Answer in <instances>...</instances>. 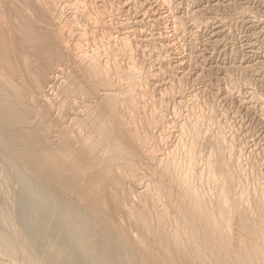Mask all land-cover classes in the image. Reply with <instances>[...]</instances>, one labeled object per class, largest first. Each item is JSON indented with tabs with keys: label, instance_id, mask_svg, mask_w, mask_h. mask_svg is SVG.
Returning <instances> with one entry per match:
<instances>
[{
	"label": "bare ground",
	"instance_id": "1",
	"mask_svg": "<svg viewBox=\"0 0 264 264\" xmlns=\"http://www.w3.org/2000/svg\"><path fill=\"white\" fill-rule=\"evenodd\" d=\"M21 1L26 13L15 11L10 21L12 33L8 30V36L18 37L15 43L19 52L14 51L0 27V264H264V184L259 185L255 171H250V176L245 174L238 163L241 157L232 151L234 142L212 124L215 117L211 113L204 115L194 91L182 90L184 77L176 75L170 86L158 92L150 90L149 84L160 78L151 62L157 64L168 55L162 52L159 59L150 55L164 46L155 39L152 47L140 48L134 42L138 34L130 31L133 21L120 22L119 11L125 17L133 16L131 10H136L135 16L139 14L137 3ZM32 1L40 3V15L52 18L50 23L57 34L43 33L51 31L52 26L34 20ZM172 2L159 0L169 15L166 18L171 15V20L162 18L170 25L171 35L177 37L179 31L180 35L184 33L180 30L183 24L178 21L180 17H173ZM63 6L71 8V19L64 20L66 14L60 17ZM146 20L137 19L136 27L149 25ZM81 23V29L69 28ZM75 37L81 43L74 44ZM32 52L37 54L33 56ZM68 53L76 58L71 61L75 70L88 78V83L78 87L79 94L91 92L93 97L87 96L91 98L88 102L103 103L88 108L87 117L73 116L79 132L76 139L69 137V130L58 127L52 136L41 139L42 134L36 131L43 130L44 125L53 126L52 103L42 95L49 74L34 76L30 70L33 64L38 68L41 56L55 55L60 61L66 60ZM55 65L59 66L58 62ZM143 71H147L145 77ZM28 77L33 80L31 87L22 83ZM55 78L49 75L46 86ZM167 101L173 103L171 109L165 106L169 105ZM184 101L190 105L186 114L179 112L185 121L168 132L166 113L171 119L180 116L176 110ZM66 103L71 106L69 101ZM202 141L207 145L206 156L197 169L198 145ZM157 144L165 152L153 166L168 184L161 183L156 199L153 194L150 198L139 191L141 201L136 205L130 185L137 182L131 179L129 183V175L118 173L117 165L124 160L120 153L127 152L136 159L140 149L143 158L149 160L147 156L152 158L154 150L160 148ZM130 166L128 163L126 168ZM245 180L252 182L250 188L244 185ZM116 190L118 193H114ZM163 199L164 209L155 219L150 208ZM122 218L131 222V229L137 233L135 239L128 229H121Z\"/></svg>",
	"mask_w": 264,
	"mask_h": 264
},
{
	"label": "rangeland",
	"instance_id": "2",
	"mask_svg": "<svg viewBox=\"0 0 264 264\" xmlns=\"http://www.w3.org/2000/svg\"><path fill=\"white\" fill-rule=\"evenodd\" d=\"M15 1H17V4ZM25 1L26 0H23L24 4H25ZM172 1L173 2L171 3V6H172L171 13L173 17L175 18L180 17L178 18V21L182 22L183 26L185 27V28H182L183 26L180 27V30H182L181 32H184L181 34L182 36L179 34L180 31L179 33H176L177 37H179L178 39L174 35H171L173 34L172 29L170 28V25L165 22V20H171V15H170V18H166L169 15L167 14L166 9L161 7V5L159 4V0H155V1L154 0H123V1L121 0V2H123L122 4H127L130 6L134 3H137L135 7L139 8L138 9L139 14L136 16H135L136 10H131L130 13L133 16L128 15L127 17L123 15V11H119V20L121 23H123V21L127 19H129V21L130 20L133 21V24H132L133 28L130 29V25H131L130 22L128 23L129 27L127 28H129L130 31H134V33L138 34L137 41H134L135 44L139 45L140 48H145L147 46L152 47L153 40L156 39L155 41L160 42V44L163 45L164 48H161L162 46H160L161 50L157 51L158 53L153 52L154 54L153 53H149V54L153 55L154 57L158 59L161 58L162 52H165L168 55V56L163 55L165 59L163 61L159 59L157 64H155L154 62H151V64H153L156 67L155 73L159 74L160 78L154 81L153 83L149 84L150 90H153V91L155 90L158 92L160 88L163 89V87L165 88L167 86H170L171 83H173L171 81L172 79H174V76L180 75L184 77L186 79V83L183 84L182 90L184 89L183 91L187 93L188 92L193 93L194 91V93L196 94L198 98V102L200 103V107L203 108L204 115L208 116V114L211 113L215 117V120L214 122H212V124H214V126L222 130L224 132V135H226L229 139H231V143L232 141L234 142L233 143L234 146H232L233 148L232 151L236 157L238 156L241 157L238 163L240 164L239 166L242 168V170H244L245 174L246 175L248 174L250 176V174L253 171H255L254 176H256L259 185H260V182L261 184H264V176H263L264 175V0H182L183 2L181 0H172ZM176 1L177 2L179 1L181 3H178L177 5ZM20 2L22 1L21 0H12V1L11 0H0V13L2 14V16H0V21H1L0 27L4 31L5 35L10 38L11 46L13 47L15 52H19L20 50L15 43L16 41H18V37L8 36V30L9 32H11L10 30L11 22L10 21L14 17L15 11H19L22 14L26 13V11L23 12L22 10L23 6H21ZM174 3H176L177 8H178V9L175 8V11H174V7L176 6ZM54 4L51 3L50 6H55ZM40 7L41 5L39 2L32 1L31 9L33 12L36 13V17L34 18V20H36V22L40 24L42 22L44 23L46 22V24L48 25L50 21H52V18L51 19L48 18L46 14H44V16L40 15V10L42 8ZM62 8L65 9L63 12L65 11L66 12L65 13L62 12V15L60 17H62L63 14L64 15L66 14L67 16H64V17H67V18H65L64 20L71 19V15L73 16V12H71V8H67L65 6H63ZM198 8L199 9L202 8L201 11H199ZM156 11L158 12V14ZM190 15L193 17L194 20H191L192 18ZM159 17L161 19L164 18L165 20L164 19H163L164 21L160 20ZM185 17H188V18H185ZM195 18L199 19V20L197 19L196 20L198 22L200 21L199 22L200 26L196 27L195 23L197 21H195ZM137 19L139 20L147 19L148 21H150V23L149 25H146V27L145 25L144 26L140 25V27H136L135 23L137 22ZM215 19L216 20L219 19V20L216 21ZM82 21L84 24V20ZM151 23L152 24L155 23L156 25L155 24L152 25ZM50 24L55 29V26L52 23ZM83 24L81 23L80 24L81 26L79 27H74L71 25L69 28L71 29V31L78 30L82 28ZM52 27H49L51 31L48 30L47 32V30H43V33L51 32V34H57L56 29L55 30L51 29ZM89 27L91 28L92 25H90ZM115 27H118V26H115ZM118 31L123 32L126 30L122 31L121 29H119ZM40 33H42V31H40ZM192 34H194L195 36L193 37ZM163 36H165L166 38ZM77 38L79 37L74 38L75 40L74 44H76V42L77 44L81 43L80 39H77ZM166 41L169 43H167ZM216 43H217V46H216ZM182 45L185 46L184 49L181 47ZM53 49L56 51L57 48L55 45H53ZM170 49L172 52L170 51ZM65 52L67 53V51ZM36 54H37L36 52H32L33 56H35ZM72 56L73 55H71V53L70 54L68 53L65 56L66 60L58 59L60 61H57V58L55 55H51V54L44 55L40 57L38 68H36L37 64H33V68L36 69L37 71H35L34 69L30 70L31 72H34L33 74L34 76H38L37 73H41V74H49L50 77L52 78L56 77L55 79L50 80V84L47 87L46 84H48L47 83L48 76H49L48 75L46 77L47 79L45 80L46 83L42 87V89H45L44 93L46 92L45 94L43 93L42 95L43 96L46 95V97L52 103V110H51L52 118L50 122L53 123V126L49 127V125H44L42 128L43 130L36 131L37 133L42 134L41 139L52 136L53 133H55L54 129L56 130V127L65 129L67 130V132L69 130V137H71V139H76L77 137H79L78 135L79 132H78V127L74 123L75 119H72L73 116L77 115V116L87 117L88 116L87 111L89 110L88 108H92V106L93 108H96L97 106L103 103V101L101 102L99 101L100 104L96 103L97 105L96 104L93 105V103L91 104L90 102H88L89 99L91 98L87 99V96H90L91 92L86 96L79 94L78 87L88 83V78L83 73L77 72L75 70L74 65L72 64L73 62L72 58L74 60L76 58ZM153 56L151 57L150 60L153 59ZM67 57H69V59H67ZM203 59H204V62H203ZM57 62L59 66L55 65ZM146 67H145V70L147 69ZM59 70H62V71L58 73ZM168 71L169 73L171 72L172 73L167 74ZM223 72L225 75H222ZM145 73H147V71L146 72L143 71L144 77L146 75ZM22 83L25 87H28V86L31 87L33 84V80L28 77L25 81L22 80ZM63 87H66V89H64ZM112 88L113 87H110V89ZM101 89L102 88H100V90ZM97 92H99V89L96 90L95 93ZM218 92L220 93L218 94ZM115 94L117 95V92H112V95H115ZM226 95L229 97H227ZM224 96L226 97V99ZM90 97H93V95ZM118 99L114 101L115 102L114 104L118 103L117 102ZM40 100L44 101L45 99L41 98ZM78 100H80V104ZM66 101H69L71 103V106H72V103H75L76 101L77 103L75 106L71 107L66 103ZM167 102L169 105H167L166 103L165 106L171 109L172 108L171 106L173 105V103L170 101H167ZM184 102L182 103V105L180 104L181 106L179 105V107L181 108L179 107L177 108L176 110V112H178L177 114H180L182 112L186 114L187 111L189 110L190 105L186 103V101ZM88 103H89V106H88ZM169 108H168V112L169 111L171 112ZM184 108L186 109V111ZM178 109H181V110H178ZM166 114L169 117V120L168 118H166V120H168V126H169L168 128L170 129V130L168 129V132L175 131L174 126L177 123L181 124L183 121H185L183 120L185 116L182 117V114H180V116L176 117L175 119L174 118L171 119L172 117H170L168 113ZM107 119L108 118H106L105 120L107 121ZM50 122H48V124H51ZM126 128L125 130L129 129L128 127ZM74 130L76 131L73 132ZM126 136H127V133H126ZM101 143H103L102 139H101ZM157 145L160 146L161 151H160V148L155 149L154 153L152 154V158L147 156L149 160H147L146 158H143L144 156L141 154V150L139 149V153L141 155L138 154L139 157L137 155L136 159L131 158L130 157L131 155L128 156L127 152H121L120 154L121 156L123 155V159H124L122 161L123 163L122 164L120 163L122 166L118 164L120 161L117 162L118 165L116 163H113L115 166L117 165L119 167L118 173L129 175L128 176L129 183L131 179H132V182H137V184L135 183L133 185V183H131L130 185L131 188H133L132 190L134 191L133 197H132L133 199L132 198L131 199L133 203L135 202L136 205L140 204V201H141V199H139L137 195L139 191L140 193L141 191H143L142 193L145 194V196L147 195L146 197H150V198H152V194H153L154 199H156L155 196L158 193V188L161 185V183L164 181L163 182L164 184H168L166 180H163L159 176V174L157 173L158 170L156 166H153L158 163L160 159L158 156L161 154V152H165L161 144H157ZM162 145L164 146L163 143ZM205 148H207V145L206 143L204 144V141H202L201 144L198 145L197 161H199L198 162L199 164L197 165L199 166H196L197 169L201 167L203 164L204 160L202 158L206 156ZM112 155L115 157L113 153ZM142 158H143L142 160L143 163L141 161ZM128 159L131 162H128L129 161ZM128 163H131V166L126 168V165ZM143 166L145 167L143 168ZM79 170H81V168ZM43 175L46 177H50L45 174ZM131 176H134V178L133 177L131 178ZM249 180H245L243 182L247 188H250V185L252 184V182ZM128 182L127 184H129ZM114 193H118V190L114 191ZM148 203L150 204V202ZM164 203H165V200L163 199L159 203L156 202L150 208L151 211L155 213L154 214L155 219L162 212V209H164V206H163ZM125 224L127 226L129 225L130 226L129 227L124 226ZM120 227L121 229H128V232L131 235L130 237L134 239L137 237V233H135V231L131 229V222L129 220H124L122 218Z\"/></svg>",
	"mask_w": 264,
	"mask_h": 264
}]
</instances>
